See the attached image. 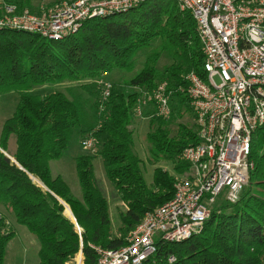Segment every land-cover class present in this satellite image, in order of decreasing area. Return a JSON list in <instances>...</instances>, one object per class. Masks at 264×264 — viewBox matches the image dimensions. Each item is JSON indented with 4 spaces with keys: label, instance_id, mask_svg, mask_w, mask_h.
<instances>
[{
    "label": "trees",
    "instance_id": "obj_1",
    "mask_svg": "<svg viewBox=\"0 0 264 264\" xmlns=\"http://www.w3.org/2000/svg\"><path fill=\"white\" fill-rule=\"evenodd\" d=\"M12 3L25 9L29 0ZM144 50L150 53L141 72L129 82L113 84L110 98L102 103L96 81L117 70L131 73ZM163 56L167 63L160 70ZM204 57L194 18L174 0H148L123 16L93 19L78 34L59 42L0 32V94H19L17 109L0 135V207L37 239L40 264H73L79 255L82 264H97L95 248L124 246L148 213L173 198L175 176L156 168L149 189L134 150L131 127L137 89L169 84L170 120H148L149 163L164 161L176 176L182 175L188 169L181 160L183 152L199 142L195 126L179 122L185 116L194 118L183 91L188 75L205 78ZM84 81H92L80 86L87 98L72 99L62 92L31 94L34 87ZM75 134L82 140L91 135L98 142L96 154L76 159L81 198L51 171V162L63 157ZM12 137L15 148L10 150ZM95 157L101 158L106 177L125 206L117 229L95 175ZM249 160L254 168L239 201H224L215 208L201 234L192 239L159 244L146 264H264V127L253 137ZM9 226L0 216V264L15 235Z\"/></svg>",
    "mask_w": 264,
    "mask_h": 264
},
{
    "label": "built area",
    "instance_id": "obj_2",
    "mask_svg": "<svg viewBox=\"0 0 264 264\" xmlns=\"http://www.w3.org/2000/svg\"><path fill=\"white\" fill-rule=\"evenodd\" d=\"M146 1L60 0L32 11L0 0V32L64 41L88 21L128 14ZM174 1L194 18L205 56V78L188 75L183 91L194 112L199 142L181 156L188 169L175 176L173 198L148 213L124 246L95 248L97 264H146L159 244H181L201 234L217 199L224 194L227 203L236 204L254 168L249 160L252 141L264 127V0ZM96 82L105 103L113 85ZM137 92L134 117L170 120L172 91L166 81ZM81 144L91 155L98 151L91 135Z\"/></svg>",
    "mask_w": 264,
    "mask_h": 264
},
{
    "label": "rangeland",
    "instance_id": "obj_3",
    "mask_svg": "<svg viewBox=\"0 0 264 264\" xmlns=\"http://www.w3.org/2000/svg\"><path fill=\"white\" fill-rule=\"evenodd\" d=\"M59 1L60 0H29L27 8L33 11L34 9H38L42 5H53ZM149 53L150 50H144L139 54L135 69L131 73L117 70L105 75L102 78L103 81L108 82L112 85H121L123 83L131 81L143 69L146 56ZM166 63L167 58L163 56L158 65V68L160 70L163 69ZM91 82L92 81H84L80 84L74 82H65L60 85H44L40 87H34V89L31 91V94L46 96L52 93L62 92L72 99H78L80 96H84L85 98H87L88 95L80 89V86L81 84H87ZM18 104L19 94L17 92L0 94V135L2 133L5 122L13 116ZM179 122H187L190 125L194 126L193 120H190V117L188 116H185L184 119ZM131 130L134 133V150L142 160L141 169L144 173L145 182L148 188L151 189L153 187V176L154 170L156 168L164 169L171 176H176L174 174L172 165L169 163L167 164L166 162L161 161L155 166L150 165L149 163V160H151L152 158V145L147 139V135L149 133L148 119H140L134 117ZM11 141L12 142L10 143V150H13L15 148V138L12 137ZM82 141L83 140L80 139V136L75 134L72 137L66 152L63 154V157L58 161L51 162L52 175L54 177H61L68 184L73 195L76 198H81V189L76 173V159L80 156L90 155V152L82 147ZM93 165L96 178L98 179L100 187L102 188L109 201L113 226L115 229H117L120 225L119 214L120 212L125 211V206L120 202L117 192L107 179L101 158L95 157L93 160ZM224 201V194H222L217 199V203L214 207H221L224 204ZM0 216L4 217L7 223L10 225L8 231H13L15 234L14 238L8 243L4 264H40L38 255L40 245L37 239L29 232L26 227L19 225L15 221L14 215L10 214L3 207H0ZM80 258L82 259V255H79L73 264H80Z\"/></svg>",
    "mask_w": 264,
    "mask_h": 264
},
{
    "label": "water",
    "instance_id": "obj_4",
    "mask_svg": "<svg viewBox=\"0 0 264 264\" xmlns=\"http://www.w3.org/2000/svg\"><path fill=\"white\" fill-rule=\"evenodd\" d=\"M60 202H61V203L65 206V208L67 209L68 206H67L65 203H63L62 201H60ZM68 208H69V207H68ZM69 211H70V209H69ZM70 217L73 218V216H72V214H71V211H70Z\"/></svg>",
    "mask_w": 264,
    "mask_h": 264
},
{
    "label": "bare ground",
    "instance_id": "obj_5",
    "mask_svg": "<svg viewBox=\"0 0 264 264\" xmlns=\"http://www.w3.org/2000/svg\"><path fill=\"white\" fill-rule=\"evenodd\" d=\"M67 214L70 216V211H69V208L67 207ZM81 257V256H80ZM79 261V259H78ZM82 263V259L80 258V264Z\"/></svg>",
    "mask_w": 264,
    "mask_h": 264
}]
</instances>
